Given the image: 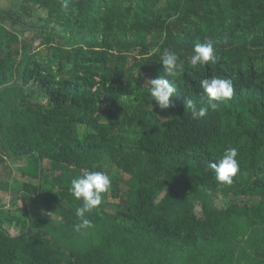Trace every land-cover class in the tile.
Masks as SVG:
<instances>
[{
	"label": "trees",
	"instance_id": "16d2710c",
	"mask_svg": "<svg viewBox=\"0 0 264 264\" xmlns=\"http://www.w3.org/2000/svg\"><path fill=\"white\" fill-rule=\"evenodd\" d=\"M14 4L0 17V194L18 205L0 213V264H264V0ZM209 40L216 62L193 69ZM165 50L185 68L161 110L145 86ZM212 75L234 95L193 120L184 101L206 104ZM228 147L239 172L224 185L208 165ZM85 169L112 185L76 231L70 182Z\"/></svg>",
	"mask_w": 264,
	"mask_h": 264
},
{
	"label": "clouds",
	"instance_id": "9594fccd",
	"mask_svg": "<svg viewBox=\"0 0 264 264\" xmlns=\"http://www.w3.org/2000/svg\"><path fill=\"white\" fill-rule=\"evenodd\" d=\"M63 6H68V0H63ZM217 56L211 40L194 45L192 55L189 57L190 66H206L215 63ZM164 66V75L147 81L148 92L152 101L161 110L173 107V98H178L177 83L175 77L185 68L184 61L175 51L165 50L161 56ZM171 77L167 79L165 77ZM198 87L203 90L207 97V103H197L189 98L184 101L186 112H190L193 120H202L207 117L209 110L216 111L222 101L229 100L234 95V84L230 78L212 75L199 79ZM239 150L235 147L226 148L218 161L209 163L208 167L214 171L215 180L219 184L231 185L239 172V161L237 159ZM70 193L81 205L76 208L75 215L81 220L77 224L76 231L82 228H91L92 222L88 216L93 210L99 208L104 201V194L111 189L112 181L109 174L103 171L88 170L71 179Z\"/></svg>",
	"mask_w": 264,
	"mask_h": 264
},
{
	"label": "rangeland",
	"instance_id": "374dc122",
	"mask_svg": "<svg viewBox=\"0 0 264 264\" xmlns=\"http://www.w3.org/2000/svg\"><path fill=\"white\" fill-rule=\"evenodd\" d=\"M14 0H0V17L2 16V11L9 10V7H14ZM1 20V19H0ZM6 26L9 28L10 31L17 33L22 39L27 38L30 33L27 31H22L21 27L18 24H15L14 22L8 21L6 22ZM47 52L44 51L43 54L45 55ZM80 133H82L83 128H79ZM3 172H5V169L3 167L0 168V178L4 176ZM18 178V176L16 175ZM14 187V184H13ZM17 194L15 192H11L9 194H0V199H1V205H0V213L1 211H14L17 208L15 199H16ZM5 207V208H4ZM5 209V210H4ZM12 234H15V231H11Z\"/></svg>",
	"mask_w": 264,
	"mask_h": 264
}]
</instances>
